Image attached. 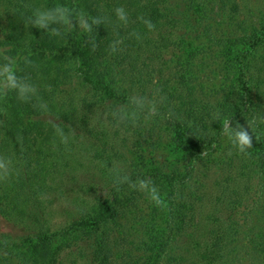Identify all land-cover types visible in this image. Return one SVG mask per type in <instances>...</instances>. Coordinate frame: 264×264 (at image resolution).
Wrapping results in <instances>:
<instances>
[{
	"label": "trees",
	"instance_id": "trees-1",
	"mask_svg": "<svg viewBox=\"0 0 264 264\" xmlns=\"http://www.w3.org/2000/svg\"><path fill=\"white\" fill-rule=\"evenodd\" d=\"M57 4L67 6L0 0V64L14 58L17 76L36 89L27 102L10 91L5 110L0 102V156L11 161L0 180V218L26 227L22 242L0 232V264H236L246 246L264 257V123L257 120L264 116V0H79L74 10L103 20L83 40L58 25L60 36L28 25L34 10ZM204 64L214 66L208 81L218 78L210 89L192 83ZM135 95L155 108L149 113L145 102L134 120H119L115 108L131 111ZM228 118L233 127L252 125L245 153L222 134ZM117 141H128L143 167L122 165L127 154ZM162 145L172 149L165 157ZM220 149L222 158L214 154ZM150 159L159 164L149 167ZM81 169L86 187L74 185ZM118 175L158 188L163 229L162 206L117 184ZM124 198L139 205L121 230ZM140 200L151 214L137 215Z\"/></svg>",
	"mask_w": 264,
	"mask_h": 264
},
{
	"label": "clouds",
	"instance_id": "clouds-1",
	"mask_svg": "<svg viewBox=\"0 0 264 264\" xmlns=\"http://www.w3.org/2000/svg\"><path fill=\"white\" fill-rule=\"evenodd\" d=\"M115 14L118 20L127 23L128 15L123 7L116 8ZM73 19L76 22L75 25L73 24ZM140 19L143 20V17ZM143 22L149 30H154L155 25L150 20H143ZM101 24H103V20L101 18L87 17L84 13H77L73 9L62 4H57L49 9H36L34 10L32 16L28 18V25L49 32L54 36H60L62 34L60 27H65L68 31H71L76 28V25H78V29L91 33L93 26ZM57 25L60 27H57ZM132 35H135L137 39H139L138 33H133ZM119 43H121L120 40L114 41L109 46L110 52H117ZM94 48L95 43L93 42V49ZM3 60L5 62L0 64V96H6L8 92L15 91L18 99L25 102L29 101L36 93L35 87L28 83L24 78L17 76V61L14 58L5 56L3 57ZM25 63L31 64V61L25 58ZM145 102L148 103V112L151 113L156 106L155 103L149 100L148 97L140 95L131 96L129 98V104L135 106L131 111H129V109L125 106H119L115 108L114 111L121 121L128 119L134 120L144 109ZM40 107L45 111L47 110V107L44 104H40ZM257 120L259 123H264V116L257 118ZM257 120H254L253 123H257ZM220 124L222 134L239 153H245L247 149L252 148L253 134L251 132V124L247 123V128H245L240 123H236L233 127L229 118L223 120ZM53 126L56 133L60 136L61 142L66 144L68 142V136L64 133L63 129L56 122H53ZM248 129H250V132ZM10 165L11 161L9 159L0 156V180H4L9 176ZM116 183H129L130 187L145 191L155 204L160 205L162 203L158 188L150 180L141 179L138 182H132L128 176L118 175L116 177Z\"/></svg>",
	"mask_w": 264,
	"mask_h": 264
},
{
	"label": "rangeland",
	"instance_id": "rangeland-1",
	"mask_svg": "<svg viewBox=\"0 0 264 264\" xmlns=\"http://www.w3.org/2000/svg\"><path fill=\"white\" fill-rule=\"evenodd\" d=\"M60 1L65 3L67 5V7L74 10L75 3H76V1H79V0H60ZM1 6H3V5H1ZM74 11L77 13L82 12L88 17L87 13L81 11L80 8L78 9V11H76V10H74ZM73 24L74 25L76 24L74 19H73ZM72 30L76 33L79 40H83V37L88 34L87 32H84L83 30L78 29V25H76V28H74ZM168 56L170 57V55H168ZM172 57H174V56H172ZM213 69H214L213 65H211V64L205 65L204 64L201 67V70H200L201 72L200 71L198 72L200 78L199 77L195 78L192 83H194L196 85L201 84L205 89L206 88L210 89V87H212L215 84V82L218 80V78H216L215 80H212V81H208L205 74H207V75L214 74ZM198 70H199L198 67H194V71H198ZM210 71H211V73H210ZM0 102H1L2 109L5 110L10 103V92H8V94L6 96H0ZM116 145L118 146L119 150H121L123 153L127 154L126 159H124L121 162L122 165H126L128 162H130L132 160V162L135 165L143 167V161L139 157H137L131 150H129V148L131 146H130V143L128 141L124 142L123 144H121L119 141H117ZM163 146L164 145H162L161 148L158 150L160 157H165L166 155L170 154V152H171L170 150H172V149H170V147H163ZM214 154L217 157L222 158L224 155V150H222V149L217 150ZM125 160H127L128 162H126ZM159 160H161V159H159ZM152 164L154 166L156 164H159L158 160L154 161V160L150 159V161L148 162L147 165H149V167H152ZM143 169L144 170L147 169V166L145 165ZM82 171H83V169H81L78 173L79 180H77L74 183L75 186L80 187L81 185L84 184V186H81V187H86V185L90 182V181H87L86 176H84L82 174ZM93 179L96 180V177L94 176ZM259 182H260V187H261L260 205H261V207H264V163L261 167V171H260V175H259ZM100 184H102V182ZM139 192L143 193L142 190L137 189V193H136L137 196H138ZM136 194H135V196H136ZM81 195H84V194H81ZM163 195L165 197L166 193ZM160 197L163 198L162 196H160ZM124 201H125V198H124ZM140 202H141L140 203L141 204L140 210L143 211L144 214L138 213L137 215H140L141 217H143L145 215L151 214L150 206H147L146 204H142V200H140ZM133 203L134 202L125 201L124 205L122 207H120V209H119L120 211H119V215L117 217V220H118V226L121 230H124L125 225L126 226L129 225V222H131L129 220V214L133 215L138 208L139 204L137 203L135 205ZM164 204H166V201L163 202V200H162V203L160 204V206H162V208L158 213L159 214L158 215L159 216V223H158L159 229H161V228L163 229V225L165 222L164 212H163L164 208H165ZM60 210H61V208H60ZM56 211L58 212V210H56ZM56 211H55V214L57 213ZM143 220H146V219H143ZM0 232H3V233L5 232L12 239L17 240L18 242H22V236L26 233V227L21 222L15 220V219H10L8 217H6V218L1 217L0 218ZM242 251L243 252L240 255V259L237 261L236 264H264V257L262 255V253L260 252V250H258L257 247L246 246L245 248H243ZM69 254H74L77 257L78 256L82 257V255H84V251H79V252L70 251ZM161 259H163V258H161ZM62 264H68V261H64V262H62ZM160 264H166V263L161 260Z\"/></svg>",
	"mask_w": 264,
	"mask_h": 264
}]
</instances>
